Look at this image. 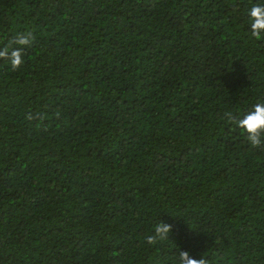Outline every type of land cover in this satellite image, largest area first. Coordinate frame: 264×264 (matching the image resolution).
I'll list each match as a JSON object with an SVG mask.
<instances>
[{"label":"trees","instance_id":"16d2710c","mask_svg":"<svg viewBox=\"0 0 264 264\" xmlns=\"http://www.w3.org/2000/svg\"><path fill=\"white\" fill-rule=\"evenodd\" d=\"M252 2L0 0V44L37 35L0 64V264H264V151L220 118L264 99Z\"/></svg>","mask_w":264,"mask_h":264},{"label":"clouds","instance_id":"9594fccd","mask_svg":"<svg viewBox=\"0 0 264 264\" xmlns=\"http://www.w3.org/2000/svg\"><path fill=\"white\" fill-rule=\"evenodd\" d=\"M244 25L249 37L255 41L264 40V0H253L244 11ZM37 44V35L31 28L18 30L6 43L0 44V64L8 72H17L26 63V56ZM56 117H60L57 112ZM221 119L225 120L232 130L237 132L252 149L264 151V99L257 100L242 114L237 115L232 111L222 113ZM24 119L28 122L45 119L42 112L28 111ZM46 131V129H41ZM174 225L164 220H159L145 237L148 246H157L169 240ZM175 264H212L205 255L194 258L187 251H179Z\"/></svg>","mask_w":264,"mask_h":264}]
</instances>
